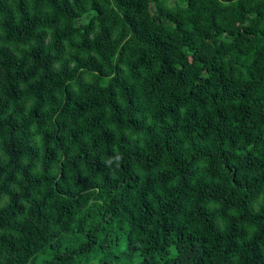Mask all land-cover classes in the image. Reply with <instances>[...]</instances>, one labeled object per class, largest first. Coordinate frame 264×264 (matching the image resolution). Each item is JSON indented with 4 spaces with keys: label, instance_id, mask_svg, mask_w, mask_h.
Instances as JSON below:
<instances>
[{
    "label": "trees",
    "instance_id": "16d2710c",
    "mask_svg": "<svg viewBox=\"0 0 264 264\" xmlns=\"http://www.w3.org/2000/svg\"><path fill=\"white\" fill-rule=\"evenodd\" d=\"M0 264H264V0H0Z\"/></svg>",
    "mask_w": 264,
    "mask_h": 264
}]
</instances>
